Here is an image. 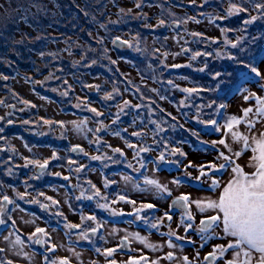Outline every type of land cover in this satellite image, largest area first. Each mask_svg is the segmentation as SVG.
Masks as SVG:
<instances>
[{
    "label": "trees",
    "instance_id": "1",
    "mask_svg": "<svg viewBox=\"0 0 264 264\" xmlns=\"http://www.w3.org/2000/svg\"><path fill=\"white\" fill-rule=\"evenodd\" d=\"M37 1L23 8L17 0H0V75L5 78H0V94H4L0 105L14 102L6 114L0 113V146L4 145L0 179L12 184L26 177L28 184L56 187L66 181L61 171L71 168L70 158L83 156L70 154L66 136L56 131L59 125L40 116L37 103H27V110L21 107L27 101L14 98V81L30 82L39 96L55 101L63 113L91 120L93 149L78 170L80 194L75 196L97 194L101 199L104 192L87 176L91 166L112 182L106 189L112 192L117 190L114 176L140 175V167L145 172L150 161L158 169H182L187 149L215 148L213 143L224 134L220 125L229 129V121L235 118L228 112L229 100L257 79L249 68L258 69L264 60V0ZM131 9L137 10L133 22ZM206 19L221 28L220 36H193L185 27L190 21ZM183 29L190 36L175 38V52L168 38L172 31L177 35ZM125 32L133 35L128 37L129 46L115 48L113 40L126 38ZM155 48L158 51L153 52ZM179 54L185 60L167 62ZM120 62L134 68L138 77L127 76ZM91 83L93 90L88 89ZM212 132L222 136L206 139ZM117 135L126 146L134 145L133 157L125 147L111 144ZM12 136L21 138L26 147H52V153L43 159L32 155L19 160ZM46 161L47 168L37 174L34 166ZM85 201L79 198L72 204L84 211L91 203Z\"/></svg>",
    "mask_w": 264,
    "mask_h": 264
},
{
    "label": "flooded vegetation",
    "instance_id": "2",
    "mask_svg": "<svg viewBox=\"0 0 264 264\" xmlns=\"http://www.w3.org/2000/svg\"><path fill=\"white\" fill-rule=\"evenodd\" d=\"M70 170L62 169L66 181L56 187L28 184L26 177L19 184L0 179V219L6 221L0 225V264H59L65 260L67 264H112L113 261L115 264H185L184 257L189 264H209L205 257L217 246L215 239L220 238L221 231L201 247V237L195 228L185 232L181 224L183 209L171 203L173 191L164 197L167 201H161L155 197L158 192L148 194L146 188L137 192L143 195L132 196V200L125 189L116 192L119 178L115 177L117 190L102 193L101 199L97 194L75 196L80 194L73 191L78 188V182L67 178ZM61 188L68 193L66 197L56 196ZM182 194L187 195L185 192L176 195ZM79 198L91 201L88 209L74 208L72 203H77ZM149 204L153 207H146ZM193 205L189 211L194 217L192 223L198 227L206 215H198ZM165 213L172 218L167 219ZM70 215L80 216L79 221L72 222ZM154 224L156 227H152ZM38 228L44 231L37 232ZM37 239L42 243H36ZM110 249L115 251L108 255ZM168 253H172L171 258ZM253 255L255 264L258 254ZM233 256L234 252L229 250L215 264H225Z\"/></svg>",
    "mask_w": 264,
    "mask_h": 264
},
{
    "label": "rangeland",
    "instance_id": "3",
    "mask_svg": "<svg viewBox=\"0 0 264 264\" xmlns=\"http://www.w3.org/2000/svg\"><path fill=\"white\" fill-rule=\"evenodd\" d=\"M137 1V0H136ZM136 1H133V3H136ZM19 5L23 8H25L26 5L34 2H38L37 0H17ZM40 3V2H39ZM125 5H129L131 7L132 3H126ZM45 8L42 6V10ZM137 10L136 9H131V17H129L132 22L134 17L136 16ZM54 14V12H53ZM46 16H48L47 13H45ZM3 20L4 14L1 15ZM126 22V18L122 20V23ZM153 22H156L155 20ZM7 24V21H6ZM177 23H175V26ZM185 27L189 30L191 35L194 33H200V34H205L210 39H215L217 36H220L221 34V28L216 26L214 23L209 22L207 19L205 21H202L201 23L193 22L190 21L185 24ZM2 32V30H0ZM189 32L186 31V29H183L182 31H179L178 34L176 35L173 31L170 33V36L168 38V41H170L173 44V51L177 52L178 45L176 44L175 38L178 37L179 39L180 36H190ZM129 35V36H128ZM139 35V34H138ZM124 36L126 38H121L124 40L126 43L123 46L117 47H128V37L130 38L133 35H130L128 32L124 33ZM195 36V35H193ZM207 39V38H206ZM181 41V40H180ZM18 47H16V50ZM156 48L152 50L153 52H156ZM188 48H185V51H187ZM158 51V50H157ZM16 52H13L12 54H15ZM161 57L163 56V59L166 60L165 56L162 54L160 55ZM8 59H11L8 58ZM12 60V59H11ZM176 60H185V58H182L181 55H176V56H171L167 62H174ZM13 61V60H12ZM121 68L126 71L127 76L134 77L135 79L138 77L136 74V71L134 68H132L130 65H126L124 63L121 64ZM258 71L261 73V77H257V79H253V81L247 82V86L245 89L242 90L241 93L234 95L231 100H229L227 106H228V112L230 115L234 116L236 120H230L229 123H232L231 129H225L224 125H220L221 129V134L224 132L223 136L220 134H217L216 132L210 133V135H205L206 139H211L215 138L218 139L222 136V139L225 141V143L228 145V147H225V145L219 144L218 141L214 144L215 148H208L206 150L203 149H198V150H192V149H187V156L186 158L182 161V169L178 170H169V169H158L156 165L154 164L153 161L149 162L148 169L145 172L141 171V167L139 169V174L140 175H135L134 177L122 173L120 175L114 176L119 178V188L118 191L116 192H122L123 189L126 190L127 196L130 197L132 200H134V196L143 195V193H137L140 192L144 189H149L146 190V192L149 194L150 192H158L155 197L160 198L161 201H163L166 197V194L170 191H173V196L171 197L173 200L174 196H177L176 194L179 192H185L189 197H192V201H203L207 202L208 200H215L218 198L220 192L222 191V187H211V180L208 178L211 176L213 173L210 170L209 166L210 165H215L216 168H219L220 164L225 163L223 158L220 157V153H224L227 156H231L233 161L235 162L236 165H239L242 171L245 173H252L255 171L254 162L252 161V157L254 155L252 149L256 147L257 145L253 142V138L256 140H259L261 138V135L264 134V116L258 115L257 110L260 107H264V104L261 102H264V60L259 63L258 65ZM1 80H4V76L0 75ZM41 82V81H40ZM39 84V81L37 82ZM42 85L47 86L46 82L43 80ZM12 93L14 98H18V96L21 99H25L27 102L24 103L22 102L21 107H24V109H28L27 103H37V112L38 114L43 117L44 119H54L56 124L59 125V129L56 131L58 133H64L66 136L67 141L72 144V145H79L81 146L80 152L77 154H82L83 156L76 159L72 158L74 162H72L71 165L74 164V167L70 168V172L67 174L68 179L70 180H76L78 173V170L81 169V164L86 162L89 157L87 156L88 151H92L93 146H92V140L94 139L93 134L91 129L89 128V124H91V120L84 119L82 116L78 115H72V114H67L63 113L59 105L55 101H51L49 99H46L45 97H42L41 95L39 96L37 91H34L33 88H31L30 82L27 81H21L17 80L14 81L12 84ZM88 89L93 90V84L88 85ZM0 94V98L3 97ZM127 96H129V93H127ZM18 100V99H17ZM13 101L7 102V105L4 104L3 106L0 105V113L3 115L7 113L10 109L13 108L14 104ZM170 108L172 106L169 105ZM246 109H251V112H248L247 115H245V110ZM18 117V116H17ZM22 118V116H21ZM20 118V119H21ZM60 122V123H59ZM249 122L253 124V127L249 129ZM62 123V124H61ZM8 124L10 122L8 121ZM45 128H49L46 123L43 124ZM133 127H130L132 130ZM232 131L239 132L243 136H247L249 138V146L245 147L244 143L239 140L233 139L232 136ZM13 138L11 139V145L15 146L16 148L18 147V150L20 151V155L18 156V159L21 160L25 157L29 156H34V157H39V159H43V157L50 155L52 153V147H46L43 146L42 148L36 147V146H31V147H26L22 141L21 138L17 136H12ZM2 139V138H1ZM221 140V139H220ZM219 140V141H220ZM91 144V145H90ZM111 144L113 145H119L122 147H125L126 154L130 157H133L134 154V145L126 146L123 144V139L120 137V135H117L113 138H111ZM58 147L57 149L61 151V147ZM217 147V149H216ZM4 145L0 146V149L3 150ZM6 148V147H5ZM32 148V149H30ZM68 149H71L69 146ZM231 149V151L229 150ZM84 151V152H83ZM154 153V151H151ZM241 153L239 156H234L233 153ZM86 154V155H84ZM76 155V156H77ZM76 159V162H75ZM76 163V165H75ZM45 164L39 163L36 167H39L41 165ZM191 165L189 167L188 165ZM87 172V176L93 180L94 186L97 187L98 190H102L103 192H107L106 189L110 190L109 187L112 184L111 181H109L107 178H104L102 171L99 168H93L91 166ZM203 167L204 171L208 173V176H201L200 175V168ZM47 168V167H46ZM45 169V168H44ZM62 169V168H61ZM247 171V172H246ZM196 177H200L199 180L195 179ZM215 178L220 180L221 185H226V183L233 178V173L231 171V167H229L225 172H216L215 173ZM146 179L149 180H155L157 181L160 185L166 186L167 191L162 192L160 190H157V188L152 185V184H147ZM180 180V183H174V181ZM111 182V183H110ZM72 184L74 182H71ZM147 184V185H146ZM122 188V189H121ZM80 187L73 189L74 193H77ZM59 194L56 196H59L61 198L66 197L68 193L64 191L63 188L59 189ZM133 196V197H132ZM179 197V196H177ZM167 201V199H165ZM194 208L195 210L198 211V215H213L215 212L212 210H209L207 212L201 213L199 209L196 207V204L194 203ZM78 215H70V220L72 222H77L79 221ZM221 231L220 238L215 239L217 241V245H224L227 240L233 241L234 238L229 237L223 233L222 227L217 228L216 232ZM62 237V236H61ZM64 237V236H63Z\"/></svg>",
    "mask_w": 264,
    "mask_h": 264
},
{
    "label": "snow or ice",
    "instance_id": "4",
    "mask_svg": "<svg viewBox=\"0 0 264 264\" xmlns=\"http://www.w3.org/2000/svg\"><path fill=\"white\" fill-rule=\"evenodd\" d=\"M257 7H259V5ZM252 20H255V17H253ZM252 20L246 21V23H251ZM161 24H163V21H161ZM193 35L196 34L194 33ZM233 47H235V45H233ZM196 55H199V53ZM195 58L196 56L192 57V59ZM201 71H203V69H201ZM249 73H254L256 77L261 76V73L255 66L249 68ZM262 87H264V85H262ZM110 98V96L106 97V99ZM261 103L264 104V102ZM125 105H128L127 101H125ZM92 111L95 112L96 110L92 109ZM251 111V109H246L245 115ZM257 114L264 116V107H260L257 110ZM97 115H99V113H97ZM233 120H236V118H233ZM211 123L215 124L216 122L211 121ZM248 126L249 129H251L253 124L249 122ZM228 127L231 129V122L228 124ZM231 134L233 139L242 141L245 147L249 146V138L247 136H243L236 131H232ZM133 135H139V133H133ZM193 135H196V133H193ZM253 142L257 145L252 149L254 153L252 157V161L254 162L253 166L255 167L254 172L245 173L239 165L235 164L231 156L220 153V157L223 158L225 163L220 164L219 168H216L215 165H210L209 168L213 174L208 177L211 180V187H222V191L218 198L215 200H208L207 202L199 200L192 201L188 195L182 194L173 201V207L183 209L181 224L184 226L185 232L195 228L200 234L202 241L201 247H203L204 243L209 239L213 238L217 228L222 227L225 235L234 238V240L230 241L226 246L217 245L214 247L213 251L205 257V260L208 261L209 264H215L217 258H222L229 250L234 252V256L232 260L225 261V264H253L254 253L258 254L255 258V264H264V134L261 135L259 140L253 138ZM218 143L228 147L223 139L218 141ZM229 150L231 151V149ZM141 151H147V149H141ZM179 154L182 156L185 155L183 152ZM240 154L239 152L233 153L234 156H239ZM92 159H98V157H93ZM160 159L164 160L163 154ZM45 164H47V161ZM44 166L45 165H41V167ZM188 166L191 167L190 164ZM229 167H231L233 178L230 179L226 185H221L220 180L215 178V173H223ZM200 175L208 176V173L204 171L203 167L200 168ZM195 179L199 180L200 177H196ZM180 182V180L174 181V183ZM147 183L154 185L157 190L162 192L167 191L166 186L160 185L155 180H149ZM4 199L7 200L8 198L4 197ZM192 203L196 204V207L201 213L212 210L215 214L206 216L200 221V225L197 227L192 223L194 217L189 211V206ZM101 207H106V205H102ZM146 207L152 208L153 205L149 204L146 205ZM165 217L169 220L172 218L168 213H165ZM92 219H94V217H92ZM5 223L6 221L4 219H0V225ZM152 227H156V225L154 224ZM43 231V229H37V232ZM92 231L95 232L96 229ZM137 238L146 243L143 238ZM17 242L19 243V241ZM36 243H42V241L37 239ZM147 246L155 247L154 245ZM170 246L174 247V245L171 244ZM113 251L115 250H108V255H111ZM171 257L172 253H168V258ZM184 260L185 264H189L187 257H184ZM59 264H67V261H60ZM112 264H115V261H113Z\"/></svg>",
    "mask_w": 264,
    "mask_h": 264
},
{
    "label": "water",
    "instance_id": "5",
    "mask_svg": "<svg viewBox=\"0 0 264 264\" xmlns=\"http://www.w3.org/2000/svg\"><path fill=\"white\" fill-rule=\"evenodd\" d=\"M175 25V24H174ZM113 44H114V47L115 48H117V47H120V46H123V45H125L126 43L124 42V40H122L121 38H119V37H116L114 40H113ZM2 138V137H1ZM4 138H2V140H3ZM80 149H81V146H79V145H73L72 147H71V149H70V151H71V154L72 155H77L79 152H80ZM72 162L73 161H69L68 162V164L69 165H71L72 164ZM43 165H45L44 167H41V166H39V167H36L35 168V170L38 172V173H40V172H42L43 171V169L46 167V164H43ZM177 199V196H174L173 197V200L171 201V203H172V206H173V201H175ZM205 218V217H204ZM203 218V219H204Z\"/></svg>",
    "mask_w": 264,
    "mask_h": 264
},
{
    "label": "bare ground",
    "instance_id": "6",
    "mask_svg": "<svg viewBox=\"0 0 264 264\" xmlns=\"http://www.w3.org/2000/svg\"><path fill=\"white\" fill-rule=\"evenodd\" d=\"M70 160L73 161L72 159H70ZM73 162H74V161H73ZM116 183H117V180H116ZM214 214H215V213H214ZM214 214H213V215H214ZM208 216H210V215H208ZM205 217H206V216H205ZM203 218H204V217H203Z\"/></svg>",
    "mask_w": 264,
    "mask_h": 264
}]
</instances>
